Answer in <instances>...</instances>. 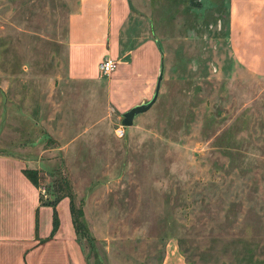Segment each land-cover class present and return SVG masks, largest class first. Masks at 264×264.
I'll return each mask as SVG.
<instances>
[{
  "label": "rangeland",
  "instance_id": "1",
  "mask_svg": "<svg viewBox=\"0 0 264 264\" xmlns=\"http://www.w3.org/2000/svg\"><path fill=\"white\" fill-rule=\"evenodd\" d=\"M79 3L0 0V154L42 201L62 197L40 211L43 232L55 215L68 231L71 203L87 264H264V77L232 55L229 1L130 0L122 49L158 51L129 84L92 59L91 79L70 74ZM161 64L156 101L124 127ZM15 169L0 200L26 216L36 190Z\"/></svg>",
  "mask_w": 264,
  "mask_h": 264
},
{
  "label": "crops",
  "instance_id": "2",
  "mask_svg": "<svg viewBox=\"0 0 264 264\" xmlns=\"http://www.w3.org/2000/svg\"><path fill=\"white\" fill-rule=\"evenodd\" d=\"M129 1L80 0L68 28L67 50L70 74L73 77L91 79L96 73L91 74L89 69L83 68L84 64L87 59H92L97 66L104 57L118 62L122 84L137 82L141 76L137 66L146 67L147 71L156 68L158 47L152 40L145 39L134 49H122L119 28L131 12ZM228 1V44L232 55L237 63L264 77V0ZM4 165L5 169L2 168ZM0 166V190L2 185H8V176L15 169L14 166H19V170L15 169L16 173L31 187L32 184L22 173L18 159L0 154ZM35 190L36 209L30 210L31 213L27 211L26 216L22 215V209L21 216L17 210L18 216L9 215L8 211L14 205L0 200V264H86L71 220L65 233L62 232L63 225L58 222L55 226L54 220L48 222L43 232L39 213L53 207L42 205L39 192ZM163 264L180 262H174L167 255Z\"/></svg>",
  "mask_w": 264,
  "mask_h": 264
},
{
  "label": "water",
  "instance_id": "3",
  "mask_svg": "<svg viewBox=\"0 0 264 264\" xmlns=\"http://www.w3.org/2000/svg\"><path fill=\"white\" fill-rule=\"evenodd\" d=\"M162 73H163V69H162V64H161V68H160V71H159V75L157 77L155 90H154L152 99L148 103L136 105V106L132 107L130 110H128L127 112L122 114L121 124L124 127L131 126L132 123H133V119L138 114L146 112L154 104V102L157 99L158 93H159V89H160V85H161V81H162Z\"/></svg>",
  "mask_w": 264,
  "mask_h": 264
},
{
  "label": "trees",
  "instance_id": "4",
  "mask_svg": "<svg viewBox=\"0 0 264 264\" xmlns=\"http://www.w3.org/2000/svg\"><path fill=\"white\" fill-rule=\"evenodd\" d=\"M22 173L29 180V182L37 189L36 178L32 174H30L29 171H23L22 170ZM61 199H62V197H57V198H55L52 201H42L41 200V196L39 195V202L42 205H47V206L53 207L54 211H55V207H56L57 203H59L61 201ZM68 205H69V212H70V216H71V221H72V225H73V228H74V232H75V235L77 236V239L79 241V238H78V233H79L78 228L81 227V226L79 225L78 221L74 217L73 207H72L71 203H69ZM57 223H58V221H57L56 215H55L54 216V225L57 226ZM81 249L83 250V247L82 246H81ZM85 262L87 264L86 258H85Z\"/></svg>",
  "mask_w": 264,
  "mask_h": 264
},
{
  "label": "built area",
  "instance_id": "5",
  "mask_svg": "<svg viewBox=\"0 0 264 264\" xmlns=\"http://www.w3.org/2000/svg\"><path fill=\"white\" fill-rule=\"evenodd\" d=\"M118 62L109 57H104L98 64V71L103 75H110L116 70Z\"/></svg>",
  "mask_w": 264,
  "mask_h": 264
}]
</instances>
